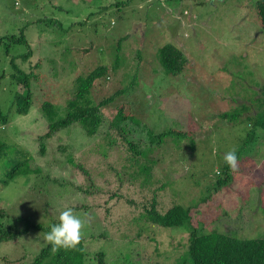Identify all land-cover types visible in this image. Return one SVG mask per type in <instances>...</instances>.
Masks as SVG:
<instances>
[{
    "label": "rangeland",
    "instance_id": "obj_1",
    "mask_svg": "<svg viewBox=\"0 0 264 264\" xmlns=\"http://www.w3.org/2000/svg\"><path fill=\"white\" fill-rule=\"evenodd\" d=\"M21 31L27 43L8 38ZM2 37L0 112L8 122L0 119V138L27 148L41 168L34 171L32 163L0 185V211L7 214L0 220L22 230L17 218L23 216L47 227L71 207L86 221L87 253L110 251L129 260L131 248L141 264L188 260L189 230L153 227L143 215L154 199L162 212L175 204L190 208L205 231L264 237V127L253 122L263 106L264 27L255 0H0ZM170 42L188 58L176 76L158 56L159 46ZM100 64L109 72L96 81L91 99L124 90L112 105L130 103L141 123H125L130 140L149 146L144 126L154 133L189 131L153 145L149 180L131 177L145 159L108 124L90 137L74 123L47 138L40 152L49 116L66 115L75 79ZM17 70L32 75L26 115L16 111V95L26 91L15 80ZM46 99L55 107L49 116ZM233 149L235 169L224 160ZM6 171L1 164L0 179ZM50 230L31 228L0 242V264L32 261Z\"/></svg>",
    "mask_w": 264,
    "mask_h": 264
},
{
    "label": "trees",
    "instance_id": "obj_2",
    "mask_svg": "<svg viewBox=\"0 0 264 264\" xmlns=\"http://www.w3.org/2000/svg\"><path fill=\"white\" fill-rule=\"evenodd\" d=\"M106 7L108 5H105ZM255 6L258 9L260 15V21L264 27V0H255ZM105 7V8H106ZM8 38L12 41L25 42L24 33L21 31L19 36L10 35ZM4 40V37L0 38V42ZM159 61L165 72L170 75H179L183 72L185 66L188 63L183 49L174 43H165L158 48ZM14 63V60H12ZM15 74V80L25 86L26 91L23 94H17L15 99L16 111L18 114L26 115L29 113L33 102V92L31 90V79L32 75L26 72H19L17 70ZM109 72V66L106 64L97 65L86 75H80L75 79V89L73 96L67 103V113L64 117L53 119V116H49L54 112V104L49 100H44L42 103L43 111L49 116V130L39 136L40 140V152L45 154L46 143L45 140L60 130L69 127L70 125L77 123L80 124L86 134L90 137L97 136L105 124L108 127L114 128L124 134V139L127 141L129 149L140 155L145 159V162L140 163L138 170L131 172V177L144 176L145 179H150L152 176V161L148 154L153 150V145L161 146L167 136H180L186 135L184 130L170 129L169 131L154 133L150 129L144 130L149 136L150 145L145 147L138 146L137 141L130 140L126 135L129 133L127 124L128 121L137 123L140 125L138 119L132 112V106L130 103L112 105L119 94L123 93L124 90H118L117 92L107 95L94 103L91 99V92L96 85V81L103 76H107ZM33 73V72H32ZM261 97L263 98V106L259 113L257 111H251L256 114L254 119L255 127H264V84L261 86L260 91ZM238 112L231 115V118H237ZM0 119L5 125L8 122V116L1 114ZM141 126V125H140ZM3 129L5 128L2 126ZM35 155L25 147L13 144L0 138V165L3 164L7 171L4 176L0 179L1 187H5L11 183V181L17 177L24 167L28 168L35 164L34 171H38ZM151 162L150 164H148ZM41 168V167H40ZM133 174V175H132ZM227 176L218 181V187L223 186L226 181L229 180ZM147 181L144 182L146 184ZM150 183V181H149ZM144 216L148 222L152 223L153 227H165L171 228L174 226L184 227L189 230L187 256L188 260L185 264H264V237H238L230 231H220L213 229L205 231L200 225L193 223L192 214L190 208L185 207L181 204H175L171 206L165 212H162L157 207V201L154 199L149 206H144ZM5 210L0 211V218L6 217ZM0 220V242L9 241L15 239L21 233L28 232L31 228L46 229L50 230V226H43L33 222L28 217L20 216L17 218L19 221L24 223L22 230L14 228L12 224H7L3 220ZM106 232L99 234L103 237H108ZM103 234V235H102ZM142 236V235H141ZM149 235H147L148 237ZM150 240L156 239L154 235H150ZM86 239V238H85ZM85 239L83 237L81 243L76 249L60 248L57 252H52L51 244L45 245L40 249L39 253L30 262H19L15 264H141L139 261L142 259L140 256L137 260L135 250L128 249L127 253H130L129 260H123L125 257H115L113 252H107L104 250L95 251L94 253H87L85 247ZM112 253V254H111ZM89 255V258H88ZM109 257L113 258L109 260ZM184 264V263H182Z\"/></svg>",
    "mask_w": 264,
    "mask_h": 264
},
{
    "label": "clouds",
    "instance_id": "obj_3",
    "mask_svg": "<svg viewBox=\"0 0 264 264\" xmlns=\"http://www.w3.org/2000/svg\"><path fill=\"white\" fill-rule=\"evenodd\" d=\"M224 160L230 168L235 169L238 166L235 149L228 151ZM85 224L86 221L75 214L71 207L60 212L59 223L54 224L45 237L52 246V252L55 253L60 248L76 249L83 239Z\"/></svg>",
    "mask_w": 264,
    "mask_h": 264
}]
</instances>
